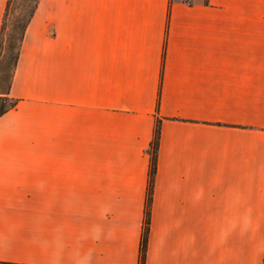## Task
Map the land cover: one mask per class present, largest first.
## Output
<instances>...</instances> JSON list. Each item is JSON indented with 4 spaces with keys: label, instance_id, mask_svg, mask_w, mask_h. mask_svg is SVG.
Segmentation results:
<instances>
[{
    "label": "crops",
    "instance_id": "crops-1",
    "mask_svg": "<svg viewBox=\"0 0 264 264\" xmlns=\"http://www.w3.org/2000/svg\"><path fill=\"white\" fill-rule=\"evenodd\" d=\"M7 0H0V29ZM0 115V264H264V0H38Z\"/></svg>",
    "mask_w": 264,
    "mask_h": 264
},
{
    "label": "trees",
    "instance_id": "trees-1",
    "mask_svg": "<svg viewBox=\"0 0 264 264\" xmlns=\"http://www.w3.org/2000/svg\"><path fill=\"white\" fill-rule=\"evenodd\" d=\"M37 1L38 0H35L34 4L28 9L25 19L22 22H19V20L13 21V26L19 28V35H18V40H17V44L15 47V51L13 53H10L11 50H10V45H9L10 44V37H9L7 38L6 41L8 43L7 52L10 54H8L7 56L4 55L3 57L0 58V81L4 77L7 79L6 85L0 86V115L4 111H6L8 108L13 107L16 104V100L9 96L10 83H11L12 76L14 73V68L17 63L19 47H20V43H21V40L24 34V30H25L26 24L28 23L34 11ZM9 3H10V0H7L4 14H5V11H7V8L9 7ZM2 24H3V20H2ZM2 24H1V29H0V45H1V42L3 41V36L1 35ZM7 61L10 63L9 72H8V67L6 64ZM159 131H160V124H159V120H157L156 125H155L154 137L151 141L150 149H149L150 165H149V172H148V185H147L146 203H145V208H144V219H143L142 233H141L140 245H139L138 264H144V259H145V249H146L147 235H148V229H149V211H150V202H151V190H152L153 176L156 170V155H157V144H158Z\"/></svg>",
    "mask_w": 264,
    "mask_h": 264
},
{
    "label": "rangeland",
    "instance_id": "rangeland-1",
    "mask_svg": "<svg viewBox=\"0 0 264 264\" xmlns=\"http://www.w3.org/2000/svg\"><path fill=\"white\" fill-rule=\"evenodd\" d=\"M35 0H10L9 7L5 14L3 15V24L1 35L3 36V41L0 45V58L4 55H8L15 51V47L18 40L19 28L13 26L14 20H19L22 22L25 19L28 9L34 4ZM38 2V1H37ZM10 37V53L7 52V38ZM7 52V53H6ZM7 67L9 72L10 63L7 61ZM7 79L4 77L0 81V86H5Z\"/></svg>",
    "mask_w": 264,
    "mask_h": 264
}]
</instances>
